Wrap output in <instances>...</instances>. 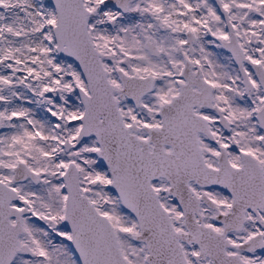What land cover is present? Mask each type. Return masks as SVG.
<instances>
[{"label":"snow or ice","instance_id":"6c2138e0","mask_svg":"<svg viewBox=\"0 0 264 264\" xmlns=\"http://www.w3.org/2000/svg\"><path fill=\"white\" fill-rule=\"evenodd\" d=\"M0 264H264V0H0Z\"/></svg>","mask_w":264,"mask_h":264}]
</instances>
